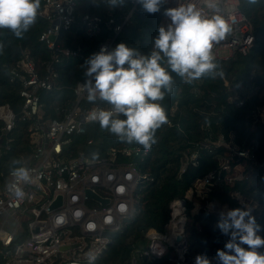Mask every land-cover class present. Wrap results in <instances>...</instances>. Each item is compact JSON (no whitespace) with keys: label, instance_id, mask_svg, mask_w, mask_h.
Returning a JSON list of instances; mask_svg holds the SVG:
<instances>
[{"label":"trees","instance_id":"1","mask_svg":"<svg viewBox=\"0 0 264 264\" xmlns=\"http://www.w3.org/2000/svg\"><path fill=\"white\" fill-rule=\"evenodd\" d=\"M42 8L43 0L35 24L24 33L23 39L0 29V43L4 45L0 54V104L14 112L19 111L22 100L18 93L19 84L9 80V68L23 51L32 55L37 63L50 57L48 48L38 40L40 32L48 25L40 13ZM165 9L162 4L159 12L149 14L142 10L137 0H124L122 6L115 8L107 7L103 0H74V23L62 31L60 41L62 45L76 49L77 54L59 66L58 87L40 92L42 106L38 112L43 117L59 118L62 111L74 103L73 85L77 80L87 78L85 61L97 53L98 43L114 35L112 27L104 24L96 35L85 34L81 26L85 14L98 15L105 20L112 17L114 24L125 20L115 37L114 46L125 43L147 54L152 50L158 28L162 26ZM240 9L253 28L254 42L250 49L244 54L234 52L226 59L214 58L222 76L187 84L173 73V91L160 102L168 122L156 131V143L144 154L118 155L117 160L130 162L145 179L135 185L136 213L118 233H112L107 248L95 264H131L133 259L135 264H173L165 257L150 259L141 251L146 244L147 229H167L169 206L177 198L185 200L183 230L190 258L206 255L208 259H216L217 249L224 250L228 237L217 227L219 213L212 206L215 202L226 211L247 207L237 201L236 195L256 200L259 205L251 208V212L264 226V172L260 166L264 163V121L257 115L264 108V0L255 3L240 0ZM244 92L247 95L243 101L230 99L235 93L244 96ZM87 104L81 103L83 108ZM28 125L29 121H17L9 131L10 148L0 155V173L12 168L14 159L21 160L24 165L35 162ZM230 135L233 136L231 139ZM219 137L232 140L237 148H249L251 156L233 155L230 166L237 169L235 178L231 182L214 184L203 199H198L191 192L194 179L217 170L224 160L223 147L210 143ZM134 146L139 145L121 142L102 130L98 123L90 122L85 125L84 133L70 136L58 157L66 161L76 157H106L110 148ZM193 152L197 155L191 159L189 156ZM1 178L0 174V181ZM259 235L264 238V231Z\"/></svg>","mask_w":264,"mask_h":264},{"label":"built area","instance_id":"2","mask_svg":"<svg viewBox=\"0 0 264 264\" xmlns=\"http://www.w3.org/2000/svg\"><path fill=\"white\" fill-rule=\"evenodd\" d=\"M73 3L74 0H43L40 13L48 25L40 32L38 40L48 48L50 57L37 63L32 55L23 51L8 71L9 80L19 84L22 105L18 112H14L0 104V155L10 148L8 133L16 122L29 121L27 131L34 145L35 162L26 165L32 171V180L23 185L25 195L22 200L10 193L11 168L0 173V264L88 263V256L95 254L98 258L107 248L112 233H118L124 220L131 219L136 213L134 189L145 176L139 174L130 162L119 161L117 157L121 153L144 154L147 151L142 147L110 148L106 157L98 158L76 157L66 161L58 157L62 145L69 142L71 135L85 132V125L90 123L85 116L90 111L109 107L100 101L89 102L86 93L81 91L79 85L91 78L75 82L72 87L75 101L62 111L59 118L43 117L38 112L42 106L40 92L58 87L59 66L77 54L76 49L64 46L60 41L62 31L74 23ZM188 3L204 9L207 14L205 0H164L163 4L168 9ZM221 6L223 14L232 23L233 31L226 40L214 46L213 55L214 58L226 59L234 52L246 53L254 42V33L250 21L240 9V0H222ZM124 21L114 24L112 17L105 20L98 15L85 14L81 26L89 36L96 35L102 24L112 27L114 35L97 44L98 53L101 47L115 48V37ZM169 23L163 15L161 25L167 27ZM233 96L236 98L232 99L240 102L244 99L238 93ZM82 102H88L87 106L83 108ZM257 115L264 121V108ZM232 137L230 135V139ZM210 143L223 147L224 160L217 170L194 179L191 192L198 199H203L214 184L231 182L235 178L237 169L230 166L233 155L251 156L249 148H237L232 140L227 141L223 137ZM196 155L193 152L189 157L194 159ZM260 166L264 172V163ZM85 189L106 198L107 203L87 198ZM57 196L61 197L60 204L50 208ZM235 197L250 209L259 205L256 200L240 195ZM88 201L97 204L88 205ZM184 211V198L174 199L169 206L167 229H147L146 244L141 253L150 259L165 257L173 264H195V257L187 255ZM215 211L220 213L221 207ZM177 234H181L180 239L175 238ZM72 243L77 245L60 249L62 245ZM259 251L264 252V248ZM131 264H135L134 259Z\"/></svg>","mask_w":264,"mask_h":264},{"label":"clouds","instance_id":"3","mask_svg":"<svg viewBox=\"0 0 264 264\" xmlns=\"http://www.w3.org/2000/svg\"><path fill=\"white\" fill-rule=\"evenodd\" d=\"M255 3L256 0H248ZM109 8L122 6L124 0H103ZM142 10L155 14L164 0H137ZM222 0H205L204 9L193 3L164 10L170 23L160 26L152 50L145 54L119 43L112 50L101 47L85 61L86 79L80 86L89 102L106 103L108 109L90 111L85 120L99 124L119 141L136 144L145 151L156 143L155 133L168 122L160 103L174 88L173 73L191 84L207 77L222 76L217 71L213 48L232 33V23L225 17ZM41 0H0V29L23 39L35 24ZM4 45L0 43V54ZM123 117V118H120ZM10 193L24 198L23 185L32 180V171L19 159L12 161ZM123 211V208L121 209ZM217 227L228 237L224 250L217 249L219 264H264V231L248 207H237L218 214ZM247 246L246 248L244 246ZM88 264L97 256L90 254ZM195 264H210L206 255H197Z\"/></svg>","mask_w":264,"mask_h":264},{"label":"water","instance_id":"4","mask_svg":"<svg viewBox=\"0 0 264 264\" xmlns=\"http://www.w3.org/2000/svg\"><path fill=\"white\" fill-rule=\"evenodd\" d=\"M141 180H144V177H142ZM85 195L87 198L89 199H93L95 201H99L101 202L102 204H105L107 203V199L106 198H102L100 197L98 194H96L95 192H93L91 189H85ZM61 202V197L60 196H57L56 199L50 204V208H54L56 207L57 205H59ZM176 239H180L181 238V234H177ZM77 245V243H72L70 245H62L60 247L61 250H66L70 247H75Z\"/></svg>","mask_w":264,"mask_h":264},{"label":"rangeland","instance_id":"5","mask_svg":"<svg viewBox=\"0 0 264 264\" xmlns=\"http://www.w3.org/2000/svg\"><path fill=\"white\" fill-rule=\"evenodd\" d=\"M233 95H234V94H233ZM233 95L230 97V99H232V98H236L237 94H236V96H233ZM245 95H247L246 92H244V96H243V97H245ZM87 203H88V205L97 204V203H95V202H93V201H88ZM126 221H128V219L124 220V222H126ZM210 264H219V262H218L217 259H213V258H212V259H210Z\"/></svg>","mask_w":264,"mask_h":264},{"label":"crops","instance_id":"6","mask_svg":"<svg viewBox=\"0 0 264 264\" xmlns=\"http://www.w3.org/2000/svg\"><path fill=\"white\" fill-rule=\"evenodd\" d=\"M212 206H213V209H214V210H219L220 207H221V206H220V203H218V202H215Z\"/></svg>","mask_w":264,"mask_h":264}]
</instances>
